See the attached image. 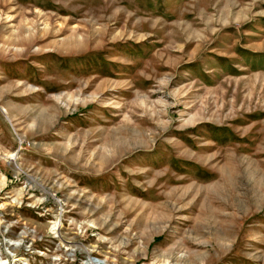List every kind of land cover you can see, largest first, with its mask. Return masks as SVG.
<instances>
[{"label":"rangeland","instance_id":"rangeland-1","mask_svg":"<svg viewBox=\"0 0 264 264\" xmlns=\"http://www.w3.org/2000/svg\"><path fill=\"white\" fill-rule=\"evenodd\" d=\"M0 264H264V0H0Z\"/></svg>","mask_w":264,"mask_h":264},{"label":"bare ground","instance_id":"bare-ground-1","mask_svg":"<svg viewBox=\"0 0 264 264\" xmlns=\"http://www.w3.org/2000/svg\"><path fill=\"white\" fill-rule=\"evenodd\" d=\"M16 155H17L16 153H12V154H10V157L11 158H14V157H16ZM58 226H59L58 223L57 222H54V225L52 226V230L53 231L56 230Z\"/></svg>","mask_w":264,"mask_h":264}]
</instances>
